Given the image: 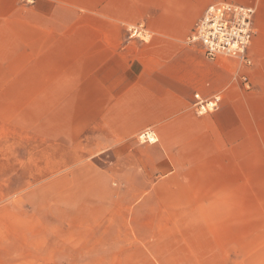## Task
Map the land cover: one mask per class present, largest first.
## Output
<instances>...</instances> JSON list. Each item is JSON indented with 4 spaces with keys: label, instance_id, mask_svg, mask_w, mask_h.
I'll use <instances>...</instances> for the list:
<instances>
[{
    "label": "crops",
    "instance_id": "crops-1",
    "mask_svg": "<svg viewBox=\"0 0 264 264\" xmlns=\"http://www.w3.org/2000/svg\"><path fill=\"white\" fill-rule=\"evenodd\" d=\"M218 3L257 9L256 66L243 74L264 82V0H0V99L13 132L48 143L59 259H241L225 217L256 195L264 143H250L249 118L255 133L264 94L245 91L233 61L189 43ZM196 95L222 99L200 114ZM148 131L152 142L140 139Z\"/></svg>",
    "mask_w": 264,
    "mask_h": 264
},
{
    "label": "rangeland",
    "instance_id": "rangeland-1",
    "mask_svg": "<svg viewBox=\"0 0 264 264\" xmlns=\"http://www.w3.org/2000/svg\"><path fill=\"white\" fill-rule=\"evenodd\" d=\"M140 38L148 40L149 34L144 32ZM216 59L233 61L235 71L241 72V83L246 85V90L243 85L242 89L253 91L256 96L264 94L259 91L264 89V82H256L255 73L249 85L243 80L244 72L255 70L252 57L250 66L235 58ZM8 103L7 99H0V264H73L71 259L58 257L57 190L44 187L48 174L56 173L55 165L47 164L48 143L31 141V136L13 132ZM249 120L250 143H264V97L257 100L255 133L254 116ZM258 151L262 154L259 148ZM256 184V195L241 196L239 212L226 211L225 240H234L241 256L235 264H264V157L257 163ZM248 188L247 185L245 189Z\"/></svg>",
    "mask_w": 264,
    "mask_h": 264
},
{
    "label": "built area",
    "instance_id": "built-area-1",
    "mask_svg": "<svg viewBox=\"0 0 264 264\" xmlns=\"http://www.w3.org/2000/svg\"><path fill=\"white\" fill-rule=\"evenodd\" d=\"M31 2V0H28ZM257 9L230 3L211 5L198 22L189 43L199 45L210 59L218 57L235 58L247 66L252 64L248 55L253 37L256 33L254 19ZM144 36V30L131 28V37ZM243 80L249 85L248 77ZM197 108L200 114L218 109L221 96L217 95L211 101L202 100L196 95ZM143 141L152 142L149 131L140 136Z\"/></svg>",
    "mask_w": 264,
    "mask_h": 264
},
{
    "label": "bare ground",
    "instance_id": "bare-ground-1",
    "mask_svg": "<svg viewBox=\"0 0 264 264\" xmlns=\"http://www.w3.org/2000/svg\"><path fill=\"white\" fill-rule=\"evenodd\" d=\"M149 138L151 139V141L155 139V135L153 132H149Z\"/></svg>",
    "mask_w": 264,
    "mask_h": 264
}]
</instances>
